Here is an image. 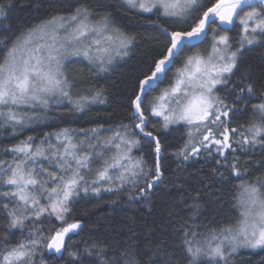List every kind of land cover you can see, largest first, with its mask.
Masks as SVG:
<instances>
[{"label": "snow or ice", "instance_id": "6c2138e0", "mask_svg": "<svg viewBox=\"0 0 264 264\" xmlns=\"http://www.w3.org/2000/svg\"><path fill=\"white\" fill-rule=\"evenodd\" d=\"M13 7V0H0V19H6ZM122 7L133 14L158 13L187 27L161 29L166 39L164 49L158 51L135 77V91L130 97L131 127L118 125L102 144L88 140L87 147L91 151L83 150L85 141L74 142L67 129L46 134L39 145L29 137L26 142L6 150L18 157L7 167L0 164V185L8 189L0 191L9 221L7 228L9 231L23 230L28 220L34 230L29 232L27 243L19 242L7 248L0 255V264H35L37 251L62 252L66 247L65 237L82 227L79 221L66 223L71 214L70 205L81 193L99 195L102 183L109 185L103 189L108 192L131 185L129 200L148 197L163 178L162 143L148 128L151 117H160L163 129L173 125L186 126L187 141L177 153L184 160L199 156L202 150L211 157L215 151L224 160L222 166H228L226 152L236 151L233 143L245 153L257 144L264 147V100L253 104L257 122L250 124L246 133L240 132L238 140L232 139L237 135V129L226 126V121L231 122L230 114L237 111L235 105L244 102L245 94L249 98L255 94L254 84H238V91L233 88L235 100L232 106L217 94L218 86H226L235 75L244 50L264 44V0H122ZM237 20L242 31L234 46L227 34L230 29L225 26L234 25ZM209 30L210 50L186 55L169 79L171 67L185 49L202 43L208 38ZM134 40V36L116 26L110 13L97 17L87 3L77 5L68 16H52L14 39L4 38L0 41L3 44L0 118L13 127L23 126L26 119L32 118L21 115L18 111L21 108L47 107L50 102L67 100L76 110L83 111L88 103H105L102 90L74 99L73 84L65 74L64 62L71 56H82L90 64L97 65L99 71H107L106 65H111L117 57L128 56ZM166 79L168 84L160 88ZM157 89H160L159 93L151 95ZM97 132V129H91L92 134ZM53 136L55 144L51 142ZM141 140L155 146L152 166H147L143 157L131 155ZM101 147L114 150L113 155L105 159L103 152L97 151ZM93 156L103 160V166L89 180L85 172H91ZM49 160L55 162L58 172H49L44 167V162ZM217 164L221 161L217 160ZM238 164V160H233L231 171L235 177L242 178ZM219 175L223 178L222 173ZM238 187L241 195L236 202L241 210L235 223L213 230L202 238L194 229L184 230L182 243L187 264H229L241 248L264 249V181L244 183L242 180ZM42 200L46 202L42 203ZM9 204H12L11 209ZM45 214L66 226L54 230V235H46L42 228L36 227V222ZM136 247L131 244L111 258L102 250L95 255H105L102 264H145L139 251H133ZM72 255L77 258V264H84L79 253ZM167 264H171V260Z\"/></svg>", "mask_w": 264, "mask_h": 264}, {"label": "trees", "instance_id": "16d2710c", "mask_svg": "<svg viewBox=\"0 0 264 264\" xmlns=\"http://www.w3.org/2000/svg\"><path fill=\"white\" fill-rule=\"evenodd\" d=\"M13 3L15 7L8 12L7 18L0 19V41L4 38L14 39L52 16H68L77 5L83 3L93 8L97 17L110 13L116 26L129 36H134L135 40L128 56L117 58L111 65H106L107 71H99L97 65L84 59L70 60L65 64V74L73 84L71 92L74 99L102 90L105 103H88L83 111H79L67 100L62 103L50 102L44 108L22 111V115L32 118L27 119L23 126L13 127L0 118V164L4 167L18 158L6 150L26 142L29 137L33 138L35 145H39L46 134H56L67 129L74 142L85 141L83 150L91 151L87 147L88 140L93 144L98 141L102 144L113 135L118 125L131 127L133 119L130 97L135 91V77L158 51L164 49L166 39L161 29L187 27L186 24L178 25L175 20L161 17L158 13L133 14L125 11L122 0H13ZM247 10L249 9H245ZM212 27L215 28L216 25ZM227 29H230L227 34L235 46L242 31L239 21ZM210 43L209 30L204 42L192 49H185L177 63L171 67L169 79L186 55L210 50ZM2 50L3 44H0V55ZM168 82L169 80H164L160 88H164ZM248 83L254 84L255 94L251 98L245 94L244 102L237 103V111L230 114L231 122L226 121L227 127L237 129V135L232 137L233 141L240 138V132L246 133L250 124L257 122L252 106L264 100V44L249 46L244 50L235 75L231 77L229 84L219 86L217 94L226 98V102L232 106L235 100L232 89L236 88L238 91V84ZM159 91L157 89L151 95H156ZM147 103L146 100L145 107ZM150 119L148 128L158 135L162 143V182L155 186L148 197L133 200L128 198L131 185H126L120 191L108 192L103 189L109 185L102 183L99 195L90 193L85 196L81 193L70 205L71 214L67 216L66 223L79 221L82 227L65 237L66 247L60 258L49 255L48 250H41L36 252L35 264H77V258L72 253H79L84 264H102L105 255H95L97 251L102 250L111 258L114 253L123 251L131 244L137 246L133 251H139L145 264L149 261L152 264H167L169 260L171 264H187L182 243L184 230L194 229L201 233L202 238L213 230L237 221L241 209L236 198L241 195L238 186L242 180L244 183H255L258 179L264 181V147L257 144L245 153L233 143L236 151L226 152L228 166H222L224 160L215 151L211 157L202 150L199 156L184 160L177 153L187 141L186 126L175 125L163 129L161 119ZM93 128L98 130L97 134L91 133ZM51 142L56 143L54 136ZM154 147V144L141 140L140 146L134 148L131 155L135 158L143 157L146 165L152 166L155 162ZM97 151L103 152L105 159L114 152L103 147L97 148ZM217 160L221 161L220 165ZM233 160L239 161L242 178L233 175ZM102 166L103 160L93 156L91 172H85L86 178L91 180ZM44 167L49 172H58L52 160L44 162ZM5 190L8 189L0 185V191ZM4 202L3 197H0V255L19 242L27 243L29 232L34 230L31 221L26 220L23 230L9 231ZM45 202L42 200V203ZM11 207L12 204H9L10 209ZM66 223L62 225L55 217L45 214L36 222V227L42 228L46 235H54V230L66 226ZM229 264H264V249H240Z\"/></svg>", "mask_w": 264, "mask_h": 264}, {"label": "rangeland", "instance_id": "374dc122", "mask_svg": "<svg viewBox=\"0 0 264 264\" xmlns=\"http://www.w3.org/2000/svg\"><path fill=\"white\" fill-rule=\"evenodd\" d=\"M149 14V13H148ZM82 47V46H81ZM112 55H115V53L113 52L112 53ZM117 58H119V57H117ZM116 58V59H117ZM74 59H84L82 56H71V57H69L68 58V60H66L64 63L66 64L68 61H70V60H74ZM84 60H86V59H84ZM219 87V86H218ZM42 108H44V107H42ZM28 109H32V108H28ZM25 110H27V109H24V108H21V109H18V111L20 112V114H21V112L22 111H25ZM22 115V114H21ZM156 118H158V119H161L160 117H156ZM162 120V119H161ZM26 122H27V119H26ZM25 122V123H26ZM173 126H175V125H173ZM170 127H172V126H170ZM74 140V139H73ZM241 249H244V248H241ZM240 250V249H239ZM250 250H260V249H250Z\"/></svg>", "mask_w": 264, "mask_h": 264}, {"label": "water", "instance_id": "95a60500", "mask_svg": "<svg viewBox=\"0 0 264 264\" xmlns=\"http://www.w3.org/2000/svg\"><path fill=\"white\" fill-rule=\"evenodd\" d=\"M229 26H232V25H228V26H225L226 28H229ZM209 34V33H208ZM206 40V39H205ZM204 40V41H205ZM203 41V42H204ZM201 43H198V44H196V46L197 45H200ZM65 242H66V239H65ZM48 252H49V255H53V256H57L58 258H60L62 255H63V252H64V250H62V252H60V253H55L53 250H48Z\"/></svg>", "mask_w": 264, "mask_h": 264}]
</instances>
